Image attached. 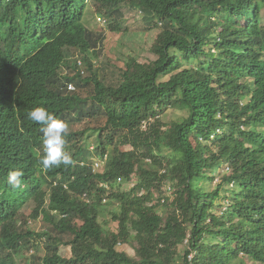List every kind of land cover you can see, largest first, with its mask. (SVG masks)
Segmentation results:
<instances>
[{
  "label": "trees",
  "instance_id": "trees-1",
  "mask_svg": "<svg viewBox=\"0 0 264 264\" xmlns=\"http://www.w3.org/2000/svg\"><path fill=\"white\" fill-rule=\"evenodd\" d=\"M88 2L111 32L127 31L125 6L158 28L154 59L129 57L106 83ZM262 13L264 0H0V264L38 240L44 253L28 264H264ZM177 103L188 116L165 123ZM38 106L68 125L71 166L42 169V126L27 118ZM10 169L23 172L19 188ZM104 199L117 204L115 230L99 221ZM26 205L42 230L21 220Z\"/></svg>",
  "mask_w": 264,
  "mask_h": 264
},
{
  "label": "rangeland",
  "instance_id": "rangeland-1",
  "mask_svg": "<svg viewBox=\"0 0 264 264\" xmlns=\"http://www.w3.org/2000/svg\"><path fill=\"white\" fill-rule=\"evenodd\" d=\"M123 11L125 14L124 25L127 27V31L111 32L108 30L107 24L104 21L98 19L99 15L95 12L91 2H88L86 24L91 29L102 31L105 36V40L101 44L100 49L97 51V54L95 57H93L92 61L94 67L98 69L100 77L106 83H118V80L120 78L119 72L123 69L129 57H134L142 63L149 62L154 59L153 54L151 53V47L159 29L156 28L152 30H146L145 23L143 22V20H141L139 13H137V10L125 6L123 7ZM261 24L264 25L263 13L261 15ZM77 54V52L74 53L75 58H78ZM166 78L167 77H165L164 79ZM80 94L82 96H85L86 92L80 91ZM187 116L188 111L177 103L165 111L162 116V120L165 123L170 124L174 121H181ZM89 124L94 125L96 124V121L91 123L77 124L73 129L81 130ZM94 141L95 137H92L90 138L89 143L86 145L87 147L89 146L90 151H93L94 149V145L92 143ZM99 159L100 157L93 155L92 152L90 153L88 161L92 168H94L93 171L95 172L101 171L105 165V160L99 161ZM96 161L99 162V166H94V163ZM228 171L229 170L225 168L224 170H217L216 173L214 172V181L207 186L211 188L213 185L221 181L222 176ZM130 185L131 181H126L124 182L123 187L127 189ZM172 191L173 189L168 185H165L163 187V195L168 198H172ZM31 208V205H26L25 207H23L21 211V220L27 221V226H30L35 232H37L43 229V222L40 218L33 219L30 216ZM116 208L117 204L115 202L108 199L103 200L99 212V221L104 227L110 228L112 230L116 229L117 223L110 220V216L116 210ZM159 212L164 215L166 209L161 206L159 208ZM118 249L125 251L131 256L134 255L132 247L128 244H121L118 246ZM183 251L184 249L181 248L180 253L182 254ZM43 253V240H38L37 247H31L28 250H22L20 252V254L17 256V263L28 264L25 262L26 258L33 260L37 257L42 256ZM59 253L63 257H70L71 255L70 248L68 246L60 247ZM178 262H181V259H179ZM244 262L245 264H251V262L246 259H244Z\"/></svg>",
  "mask_w": 264,
  "mask_h": 264
},
{
  "label": "clouds",
  "instance_id": "clouds-1",
  "mask_svg": "<svg viewBox=\"0 0 264 264\" xmlns=\"http://www.w3.org/2000/svg\"><path fill=\"white\" fill-rule=\"evenodd\" d=\"M27 118L41 125V144L43 154L39 163L44 171L53 167L71 166L72 156L65 150L68 125L65 121L58 119L54 113L42 106L34 107L27 113ZM23 172L20 169H10L7 174V183L12 188H19L22 184Z\"/></svg>",
  "mask_w": 264,
  "mask_h": 264
},
{
  "label": "built area",
  "instance_id": "built-area-1",
  "mask_svg": "<svg viewBox=\"0 0 264 264\" xmlns=\"http://www.w3.org/2000/svg\"><path fill=\"white\" fill-rule=\"evenodd\" d=\"M78 64H81V62L78 61ZM67 88H68V90L72 91V90H74V85H73L72 83H69L68 86H67ZM101 160H104V159L100 158L99 161H101ZM94 166H99V162L96 161V162L94 163ZM91 167H92V166H91ZM92 169L94 170V168H92ZM118 180H120V179H118Z\"/></svg>",
  "mask_w": 264,
  "mask_h": 264
}]
</instances>
